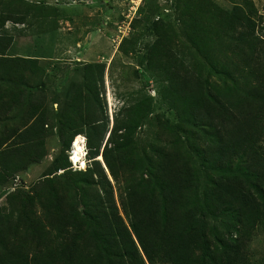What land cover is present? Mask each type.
<instances>
[{
    "label": "trees",
    "instance_id": "obj_1",
    "mask_svg": "<svg viewBox=\"0 0 264 264\" xmlns=\"http://www.w3.org/2000/svg\"><path fill=\"white\" fill-rule=\"evenodd\" d=\"M175 2L179 28L159 20L147 59L177 113L170 139L137 148L153 110L144 98L122 112L104 145L106 116L90 106L100 104L98 86L81 87L85 109L68 105L78 113L60 118L59 136L69 150L86 134L118 200L99 161L72 174L68 160L56 159L44 181L0 206V264H249L264 232V15L253 0H234L231 11L209 0ZM19 11L8 7L0 19V121L14 122L0 131V186L46 156L55 127L45 96L29 93L24 103L27 73L42 71L38 60L8 55L6 23L29 18ZM94 67L102 78L105 66Z\"/></svg>",
    "mask_w": 264,
    "mask_h": 264
},
{
    "label": "rangeland",
    "instance_id": "obj_2",
    "mask_svg": "<svg viewBox=\"0 0 264 264\" xmlns=\"http://www.w3.org/2000/svg\"><path fill=\"white\" fill-rule=\"evenodd\" d=\"M209 1L231 11L234 0ZM253 2L259 13L264 15V0ZM176 4L175 0H0V19L2 11L8 10V7L29 15L25 25L6 23V28L14 37L8 55L38 60L42 71L36 75L27 73L28 87L24 103L30 102L29 93L45 96L48 119L55 126L53 129L50 127L46 138V156L39 163L31 164L28 170L20 172L9 184L0 186L1 207L9 209L11 203L20 198L16 191L29 193L34 185L44 181L58 158L61 161L68 160L70 166L67 170L72 174L93 169L95 161H99L114 186L115 198L118 200L115 182L105 162L99 160L101 156L95 154L96 146L90 149L86 134L78 135L84 138V157L80 164L74 163L71 159L77 137L67 150L59 136L58 122L63 116L76 117L78 112H72L68 108L69 104L85 109L86 103L78 96L80 88L95 81L100 93V104L94 98L90 106L99 115L104 113L106 116L104 145L114 132L116 120L122 119V112L144 98L153 100V110L148 121L137 130V148L144 150L150 144L163 145L168 141L172 126L178 121L177 113L161 96L160 90L164 84L159 76L148 69L147 59L157 38L155 30L159 20L179 28ZM40 7L47 8L48 13L39 11ZM124 41V51L129 52L127 55L121 51ZM99 64L105 66L102 78L99 69L92 68ZM218 81L214 78V82ZM41 82L45 84L43 91L34 88ZM26 109H20L11 117L15 116L18 120ZM82 116L86 117L87 113L84 112ZM11 120L0 121V131L14 124ZM103 151L104 146L100 154ZM65 171L60 170L50 177ZM95 180L98 181L97 176ZM249 252V264H264L263 231L257 232Z\"/></svg>",
    "mask_w": 264,
    "mask_h": 264
},
{
    "label": "bare ground",
    "instance_id": "obj_3",
    "mask_svg": "<svg viewBox=\"0 0 264 264\" xmlns=\"http://www.w3.org/2000/svg\"><path fill=\"white\" fill-rule=\"evenodd\" d=\"M84 138L83 137H77L74 148H73V158L71 159L74 163L80 164L83 161L84 157ZM99 160H103L102 157L99 158ZM84 164H82V167Z\"/></svg>",
    "mask_w": 264,
    "mask_h": 264
}]
</instances>
